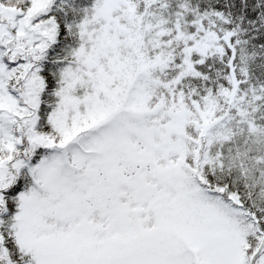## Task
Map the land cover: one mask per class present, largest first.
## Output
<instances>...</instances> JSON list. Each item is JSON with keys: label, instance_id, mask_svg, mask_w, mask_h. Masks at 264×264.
<instances>
[{"label": "snow or ice", "instance_id": "6c2138e0", "mask_svg": "<svg viewBox=\"0 0 264 264\" xmlns=\"http://www.w3.org/2000/svg\"><path fill=\"white\" fill-rule=\"evenodd\" d=\"M0 264H264V0H0Z\"/></svg>", "mask_w": 264, "mask_h": 264}]
</instances>
